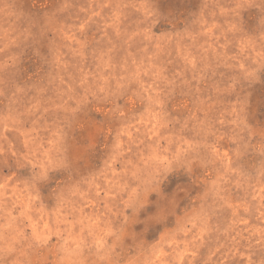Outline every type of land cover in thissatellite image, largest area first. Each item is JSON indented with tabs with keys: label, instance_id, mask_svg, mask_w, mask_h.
Wrapping results in <instances>:
<instances>
[{
	"label": "rangeland",
	"instance_id": "374dc122",
	"mask_svg": "<svg viewBox=\"0 0 264 264\" xmlns=\"http://www.w3.org/2000/svg\"><path fill=\"white\" fill-rule=\"evenodd\" d=\"M0 264H264V0H0Z\"/></svg>",
	"mask_w": 264,
	"mask_h": 264
}]
</instances>
